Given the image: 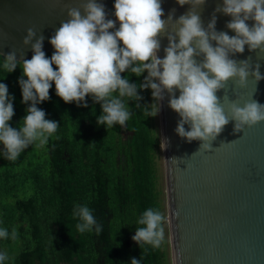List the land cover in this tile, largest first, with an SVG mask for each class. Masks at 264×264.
Returning a JSON list of instances; mask_svg holds the SVG:
<instances>
[{
	"label": "clouds",
	"instance_id": "9594fccd",
	"mask_svg": "<svg viewBox=\"0 0 264 264\" xmlns=\"http://www.w3.org/2000/svg\"><path fill=\"white\" fill-rule=\"evenodd\" d=\"M206 2L177 0L180 6L190 5L189 11L176 19L173 9L163 19L162 0H115L116 20H112L103 3L80 0L78 7L67 8L68 19L50 38L55 50L51 58L43 51L44 36L37 38V30L28 28L23 44L31 45V59L18 61L16 50L0 54L8 73L18 66L22 69L19 84L23 102H31L19 129L13 128L10 122L14 106L7 85L0 83V144L4 158L14 162L29 146L46 145L57 133L58 122L46 119L45 111L37 107L50 99L53 83L56 95L65 103L87 107L86 98L91 96L102 107L97 122L107 129L126 126L133 115L128 102L135 101L140 108L141 89L150 88L155 101L142 109L143 115L156 117L166 91L169 107L180 117L175 130L178 136L188 143L201 142L192 156L213 151V142L230 122L234 121V134L264 122V104L254 99L242 106L231 102L229 118L217 95L227 90L230 82L244 87L249 76L257 83L264 80L259 63L253 68L250 57L240 61L232 58L243 54L246 46L250 52L264 56V0H223L205 28L200 12ZM217 13L231 17L226 27L235 32L234 36L216 30ZM249 21L254 24L250 26ZM162 37L168 40L163 59L158 57ZM20 56L23 57L22 51ZM126 71L137 77L147 72V77L142 84L131 83L129 78L122 77ZM167 143V139L162 140L161 148ZM73 216L80 221L76 225L79 233L93 229L97 234L102 232V225L97 224L87 203L77 204ZM166 219L158 209L144 210L137 220L141 227L136 228L132 239L141 249L144 245L161 247ZM17 236L15 228L10 234L7 228L0 227V239L15 240ZM8 260V254L0 252V264ZM131 264L141 261L133 258Z\"/></svg>",
	"mask_w": 264,
	"mask_h": 264
},
{
	"label": "trees",
	"instance_id": "16d2710c",
	"mask_svg": "<svg viewBox=\"0 0 264 264\" xmlns=\"http://www.w3.org/2000/svg\"><path fill=\"white\" fill-rule=\"evenodd\" d=\"M3 63L0 55V83L8 87L15 112L10 124L18 130L31 102H23L22 69L8 73ZM122 77L142 84L147 73L137 77L126 71ZM138 94L141 107L128 102L133 115L126 126L107 129L97 122L102 107L91 96L87 107L65 103L53 83L50 99L37 107L46 119L58 122L57 133L46 145L29 146L14 162L4 158L0 144V227L18 232L15 240L0 239V252L9 257L6 264H131L133 258L166 264V240L159 248L141 249L132 239L144 210L165 215L157 164L160 138L155 117L142 111L152 104V90ZM85 203L102 225L99 234L76 228L80 221L74 207Z\"/></svg>",
	"mask_w": 264,
	"mask_h": 264
},
{
	"label": "water",
	"instance_id": "95a60500",
	"mask_svg": "<svg viewBox=\"0 0 264 264\" xmlns=\"http://www.w3.org/2000/svg\"><path fill=\"white\" fill-rule=\"evenodd\" d=\"M98 2L105 5L108 18L116 20L115 0ZM222 2L207 0L202 7L200 15L205 28ZM79 4L80 0H0V54L16 50L18 61L31 59V45L23 44L30 27L37 30V38L44 36L46 54L55 51L50 38L68 19L67 8ZM162 7L163 19L173 9L174 18L178 19L191 6L162 0ZM216 15V30L234 36L235 32L226 27L231 17ZM116 26L119 27L118 21ZM167 45V38L162 37L159 58H164ZM249 57L253 68L259 63L264 75V56L250 52L247 46L243 54L232 58L240 61ZM176 95L178 98V90ZM217 95L230 118L231 102L242 106L254 99L264 104V80L257 83L249 76L244 87L230 82L227 90ZM164 96L157 121L168 264H264V122L235 134L234 121L230 122L213 142V151L192 156L201 142L188 143L178 136L175 130L180 117L169 107L166 91ZM164 139L168 143L161 148Z\"/></svg>",
	"mask_w": 264,
	"mask_h": 264
},
{
	"label": "rangeland",
	"instance_id": "374dc122",
	"mask_svg": "<svg viewBox=\"0 0 264 264\" xmlns=\"http://www.w3.org/2000/svg\"><path fill=\"white\" fill-rule=\"evenodd\" d=\"M147 73V72H146ZM154 99H152V103H154ZM154 130L156 132V134L158 135V121H157V116L154 118ZM157 164H158V169H159V177H160V180H159V184H160V188H161V174H160V159H159V150H158V153H157ZM166 251V249H165ZM166 264H168L167 262V253H166Z\"/></svg>",
	"mask_w": 264,
	"mask_h": 264
}]
</instances>
